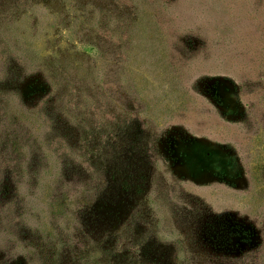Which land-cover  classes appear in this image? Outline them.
<instances>
[{
  "label": "rangeland",
  "instance_id": "374dc122",
  "mask_svg": "<svg viewBox=\"0 0 264 264\" xmlns=\"http://www.w3.org/2000/svg\"><path fill=\"white\" fill-rule=\"evenodd\" d=\"M0 264H264V0H0Z\"/></svg>",
  "mask_w": 264,
  "mask_h": 264
}]
</instances>
